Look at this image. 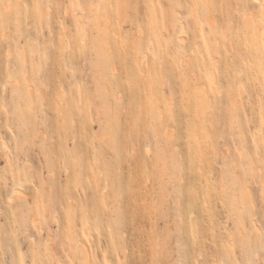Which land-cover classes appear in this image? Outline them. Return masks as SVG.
Wrapping results in <instances>:
<instances>
[{"label":"rangeland","instance_id":"rangeland-1","mask_svg":"<svg viewBox=\"0 0 264 264\" xmlns=\"http://www.w3.org/2000/svg\"><path fill=\"white\" fill-rule=\"evenodd\" d=\"M261 5L0 0V264H264Z\"/></svg>","mask_w":264,"mask_h":264},{"label":"bare ground","instance_id":"bare-ground-1","mask_svg":"<svg viewBox=\"0 0 264 264\" xmlns=\"http://www.w3.org/2000/svg\"><path fill=\"white\" fill-rule=\"evenodd\" d=\"M182 26H184V25L182 24ZM182 29H183V28H182ZM179 31L181 32L180 29H179ZM185 31H186V30H185ZM187 32H188V31H187ZM178 34H181V33L178 32ZM182 38H183V37H182ZM180 39H181V38H180ZM180 39H179V40H180ZM183 41H185L184 38H183ZM177 42H178V40H177ZM180 42H181V41H180ZM185 42H186V41H185ZM185 42H184V43H185ZM182 44H183V42H182ZM231 44H233V43H231ZM231 44H230V45H231ZM234 44H235V43H234ZM180 45H181V43H180ZM183 45H184V44H183ZM231 46H232V45H231ZM235 46L237 47L238 45H235ZM235 46H234V47H235ZM231 48H232V47H231ZM237 49H238V48H237ZM237 49H236V50H237ZM193 51H194V50H193ZM196 51H197V50H196ZM200 51H201V50H200ZM232 51H233V50H232ZM234 51H235V49H234ZM197 52H198V51H197ZM192 53H193V52H192ZM234 53H235V52H234ZM207 54H208V53H207ZM235 54H236V53H235ZM205 56H206V55H205ZM205 56H204V57H205ZM118 57H119V56H118ZM188 57H189V56H188ZM188 57H187V59H188ZM215 57H216V56H215ZM189 58H191V57H189ZM201 58H203V57H201ZM206 59H207V58H206ZM213 59H214V58H213ZM187 61H190V60H187ZM202 61H203V60H202ZM214 63H215V62H214ZM217 63H218V62H217ZM217 63H216V64H217ZM187 65H188V64H187ZM213 66H214V65H213ZM214 68H215V67H214ZM208 71H210V69H208ZM208 71H207V72H208ZM212 71H213V70H212ZM192 77H193V76H192ZM214 77H215V76H214ZM214 77H213V79H214ZM211 79H212V78H211ZM211 79H210V80H211ZM212 81H213V80H212ZM214 81H215V80H214ZM213 85H214V82H213ZM193 87H194V86H193ZM197 88H198V87H197ZM218 90H219V89H218ZM218 90H217V91H218ZM219 93H220V92H219ZM219 93H218V94H219ZM169 104H170V103H169ZM170 105L172 106V103H171ZM180 105H181V104H180ZM171 106H170V108H169L170 110H171ZM178 108H179V107H178ZM172 111H173V110H172ZM172 111H169V112L171 113ZM182 111H185V110H182ZM178 112H181V111H179V109H178ZM171 114H172V113H171ZM182 114H183V113H182ZM177 117H178V116H177ZM178 119H179V118H178ZM186 122H187V121H186ZM171 130H172V129H171ZM172 131H173V130H172ZM173 135H174V134H173ZM191 136H192V135H191ZM172 139H173V136H172ZM170 140H171V139H170ZM254 140H255V138H254ZM255 142H257V141L255 140ZM193 156H194V155H193ZM190 157H191V156H190ZM200 166H201V165H200ZM180 170H181V168H180ZM181 181H182V179H181ZM208 188H209V187H208ZM248 216H249V215H248ZM253 223H254V222H253ZM255 227H256V226H255ZM256 229H257V227H256ZM260 235H261V233H260Z\"/></svg>","mask_w":264,"mask_h":264},{"label":"snow or ice","instance_id":"snow-or-ice-1","mask_svg":"<svg viewBox=\"0 0 264 264\" xmlns=\"http://www.w3.org/2000/svg\"><path fill=\"white\" fill-rule=\"evenodd\" d=\"M261 7H264V5H261Z\"/></svg>","mask_w":264,"mask_h":264}]
</instances>
